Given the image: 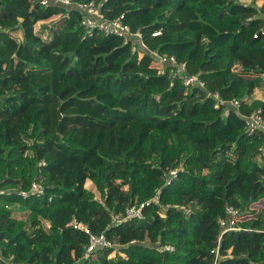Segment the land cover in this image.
<instances>
[{
    "label": "trees",
    "instance_id": "obj_1",
    "mask_svg": "<svg viewBox=\"0 0 264 264\" xmlns=\"http://www.w3.org/2000/svg\"><path fill=\"white\" fill-rule=\"evenodd\" d=\"M97 1L144 45L91 33L77 5L0 0V264H213L219 241V264H264V132L245 133L228 104L264 116V15L197 0L227 30L208 39L193 0ZM153 52L204 85L170 78L172 65L159 74ZM35 181L43 195L18 194ZM158 189L143 218L113 223ZM229 204L241 228L222 234ZM73 218L114 245L85 259L89 236Z\"/></svg>",
    "mask_w": 264,
    "mask_h": 264
},
{
    "label": "built area",
    "instance_id": "obj_2",
    "mask_svg": "<svg viewBox=\"0 0 264 264\" xmlns=\"http://www.w3.org/2000/svg\"><path fill=\"white\" fill-rule=\"evenodd\" d=\"M34 3H39L41 5H48V4H61L66 6L77 5V7L85 14V17L82 21L83 25L93 33L95 30H100L106 35H118L124 36L126 38H131L136 42L142 41L141 35L139 33H133L129 25L125 24L123 21V15L117 17L113 20L106 19L100 10V4L97 0H89L85 2H76L75 0H33ZM157 34V33H154ZM257 36V34L255 35ZM143 45V42H142ZM155 61L159 64V74H163L167 72L166 66L172 65L174 68L169 70V77L172 79L179 78L181 79L185 85L190 87L194 83H199L201 86L204 83L199 79L196 75H188L186 72V65L178 64L176 58L174 56H170L168 54H161L158 52H153ZM217 96V95H216ZM218 103L216 104L219 107L220 104L224 103V100H221L218 96ZM229 106L232 110L236 113L240 114L245 121V133L248 135H253L256 132L263 131L264 132V116H263V109L260 108L257 111L253 112L250 115H245L241 113V100L233 99L229 103ZM261 160H264V146L261 149L260 155L258 156ZM176 170H171L167 174V180L170 177L176 175ZM6 190L0 189V194L5 193ZM160 192L161 189L156 191V194L149 200L145 202H136L135 204L129 206L126 209L124 214H115L113 216V223L119 224L124 221H129L136 218H143V209L150 205L151 203H160ZM45 193V188L40 182H33L32 187L30 190H18V194L23 195L25 197L36 194V195H43ZM242 212L239 208L235 207L234 205H227L226 206V214L225 217L219 219V223L222 227V234L229 231V230H237L241 227L239 226V222L242 218ZM68 226H74L76 228L82 229L85 233L89 236V242L85 246V259H89L92 254L102 248L112 247L114 244L112 241L108 239L105 233H94L87 225H85L82 221L76 220L73 218L72 221L68 224ZM221 239V237H220ZM164 251H175V247L173 245H164L161 246ZM221 243L220 241L216 245V247L212 250L214 255V263L219 264V260L221 258ZM115 253V252H113ZM112 253V254H113ZM110 255V257L112 256ZM116 254V253H115ZM116 256V255H115ZM112 258V257H111ZM115 258V257H113ZM8 264H14L13 261H8Z\"/></svg>",
    "mask_w": 264,
    "mask_h": 264
},
{
    "label": "rangeland",
    "instance_id": "obj_3",
    "mask_svg": "<svg viewBox=\"0 0 264 264\" xmlns=\"http://www.w3.org/2000/svg\"><path fill=\"white\" fill-rule=\"evenodd\" d=\"M193 1H194V6L197 9H199L200 11H203L205 13L206 23L202 25V32L206 35V37L208 39H213L217 35V33H219V32L227 31V30H225V27L222 26V24L217 23L216 20L213 17L212 18L207 17V14H206L207 11L199 5V3L197 2V0H193ZM237 3H239L241 5H244V6H247V7L255 8V10L257 11L258 14L264 15V0H237ZM45 22H48L49 23V20L48 21H45ZM14 35L19 40H23V34H22L21 31L16 32ZM228 43L230 44L231 41L228 42ZM235 43H236V39H234V41H233V44H235ZM136 45H138V44H136ZM26 50H27V48L25 47L24 48V51L22 53V56H24V57H27V55L25 54V51ZM141 55L142 54H140V56ZM243 67H246L245 64L238 63V68L239 69H242ZM255 98H261V99L264 98V91L256 90V92H255ZM187 109H191V105H189L187 107ZM231 156H234V155L232 154ZM260 162H262V160H260ZM92 185H90V186H92ZM96 185H97V187H95V189H96L97 199L98 200H102L103 197H104L105 186L103 184H101L99 181H96ZM89 204L91 206L93 205V203H89ZM115 255L116 254L113 253L111 257L112 258L113 257H116Z\"/></svg>",
    "mask_w": 264,
    "mask_h": 264
},
{
    "label": "crops",
    "instance_id": "obj_4",
    "mask_svg": "<svg viewBox=\"0 0 264 264\" xmlns=\"http://www.w3.org/2000/svg\"><path fill=\"white\" fill-rule=\"evenodd\" d=\"M138 43H140L141 44V46H142V41H141V39H140V41L138 42ZM258 159H259V162H260V158L258 157ZM262 163H264V161L262 160Z\"/></svg>",
    "mask_w": 264,
    "mask_h": 264
},
{
    "label": "water",
    "instance_id": "obj_5",
    "mask_svg": "<svg viewBox=\"0 0 264 264\" xmlns=\"http://www.w3.org/2000/svg\"><path fill=\"white\" fill-rule=\"evenodd\" d=\"M59 5H61V4H59ZM257 71L258 72H264V70H262L261 68H258Z\"/></svg>",
    "mask_w": 264,
    "mask_h": 264
}]
</instances>
